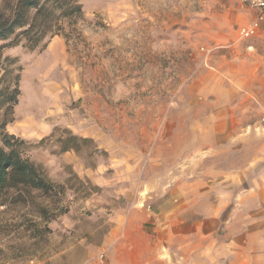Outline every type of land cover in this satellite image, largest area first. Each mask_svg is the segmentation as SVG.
Masks as SVG:
<instances>
[{"label":"rangeland","instance_id":"374dc122","mask_svg":"<svg viewBox=\"0 0 264 264\" xmlns=\"http://www.w3.org/2000/svg\"><path fill=\"white\" fill-rule=\"evenodd\" d=\"M79 3L82 16L61 20L43 49L0 41L2 65L19 74L6 129L53 179L72 169L96 189L87 198L34 191L1 206L0 264H116L99 255L138 201L202 224L206 245L220 237L225 250L248 218H264V40L254 38L263 77L232 127L216 121L222 53L211 36L229 0ZM65 131L90 142L59 152L53 141ZM160 201L173 207H152Z\"/></svg>","mask_w":264,"mask_h":264},{"label":"crops","instance_id":"0c3cea01","mask_svg":"<svg viewBox=\"0 0 264 264\" xmlns=\"http://www.w3.org/2000/svg\"><path fill=\"white\" fill-rule=\"evenodd\" d=\"M229 2L232 3L229 17L226 13L225 19L218 20L211 30L214 46L222 53L221 58L216 60V63H221L213 65L212 74L216 75L214 87L219 84L222 90L213 94L217 105L216 121L219 124L222 120L232 122L234 127L237 126V120L234 118L240 108L238 104L244 102L242 100L250 94V88L254 87L252 82L260 79L262 75V59L254 46V38H264L239 37L240 28L250 24L258 12L241 5L237 0ZM260 30L264 31V21L260 24ZM230 92L232 101L227 99ZM228 113H232V119ZM10 133L15 134L12 131ZM169 204L170 201H160L152 207L172 208ZM150 207L143 201L131 205L122 226L116 227V239L103 250L105 258L110 260L115 257L116 264H222L225 263L223 257L227 256L228 264H254L259 261L264 264V218H248L244 236L235 235L230 243L224 246L225 250H222L220 237L216 240V247L215 244L206 245L201 223L200 227L199 223L193 226L188 222V217H181L180 221H177V218L171 215L165 216L162 210L151 212Z\"/></svg>","mask_w":264,"mask_h":264},{"label":"trees","instance_id":"16d2710c","mask_svg":"<svg viewBox=\"0 0 264 264\" xmlns=\"http://www.w3.org/2000/svg\"><path fill=\"white\" fill-rule=\"evenodd\" d=\"M79 0H0V41L7 45L23 44L29 49H43L50 38L62 32L61 20L76 21L82 16ZM1 58V54H0ZM0 61V207L15 200L27 202L34 191L47 196H59L67 190L87 198L96 186L84 182L74 171L69 177L56 181L45 167L28 158V141L7 132L12 118L7 115L18 102L19 74ZM2 71V72H1ZM49 138H43L42 143ZM90 139L65 131L53 141L59 152H80ZM12 199V200H13Z\"/></svg>","mask_w":264,"mask_h":264},{"label":"built area","instance_id":"2783aa9c","mask_svg":"<svg viewBox=\"0 0 264 264\" xmlns=\"http://www.w3.org/2000/svg\"><path fill=\"white\" fill-rule=\"evenodd\" d=\"M241 5H244L250 9H254L258 12L257 16L252 20L250 24L240 28L239 37L241 39H251L253 37H263L264 31L260 30V24L264 21V0H237ZM103 253H100L99 258L102 259ZM86 264V263H82Z\"/></svg>","mask_w":264,"mask_h":264}]
</instances>
